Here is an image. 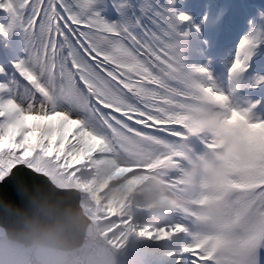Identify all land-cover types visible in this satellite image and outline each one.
<instances>
[{
	"label": "snow or ice",
	"instance_id": "obj_1",
	"mask_svg": "<svg viewBox=\"0 0 264 264\" xmlns=\"http://www.w3.org/2000/svg\"><path fill=\"white\" fill-rule=\"evenodd\" d=\"M179 7L177 0H0L10 18L0 35L18 29L26 42L25 58L0 66V186L11 181L18 195L81 146L111 151L129 135L177 136L205 105L264 150L256 105L233 106L232 89L218 86L204 67L185 66L191 29L180 28L190 17ZM223 19L220 13L213 23ZM249 26L232 79L264 44V13Z\"/></svg>",
	"mask_w": 264,
	"mask_h": 264
},
{
	"label": "bare ground",
	"instance_id": "obj_2",
	"mask_svg": "<svg viewBox=\"0 0 264 264\" xmlns=\"http://www.w3.org/2000/svg\"><path fill=\"white\" fill-rule=\"evenodd\" d=\"M242 1L243 0H177L181 5L178 11L184 12L190 17V21L187 24H183L180 28L181 32L191 29L190 34L186 37L184 64L189 69L206 68L209 75L218 86L224 89H232V102L234 105L238 107L256 105L253 115L260 116L264 106L261 107L258 104L259 99L249 98L246 89L264 86V83H261L264 82V67L253 69L250 72H247L246 69L244 72L247 73V75L241 73L235 79L230 78L229 74L239 41L242 37L249 34L250 31L249 28L248 31L243 34L246 30V25L244 27L241 26L242 15L239 12L240 2ZM220 13H224L223 22L220 24L213 23V19ZM252 18H254V16ZM197 28L199 29L198 31ZM219 32H223L224 36L218 37ZM198 38L199 40H197ZM3 45H6V43L0 42V46L4 47ZM259 52H264V44L260 45V47L255 50L248 62L247 68L255 57V54ZM3 59L4 58H2V60ZM261 95L264 96V90ZM188 128L189 123L187 122L182 132L179 134L180 137L186 136ZM159 141L167 143L166 141L168 140L161 138ZM210 141L212 140L210 139ZM186 143L189 144L188 142ZM186 143L183 142L184 147L187 145ZM212 143L214 144L213 141ZM91 148L92 147H83L81 150L87 151ZM120 148L127 150L125 144H122ZM182 153V160L200 165L199 170H192L190 173V182L194 183L203 172L201 163H197L199 157L196 156L191 149L186 150L183 148ZM131 156L128 157L130 160H132ZM116 160L122 161L123 159L119 157ZM124 162L126 161L124 160ZM127 165L131 164L127 163ZM55 168L56 170L66 169V167L60 165ZM95 168L96 166L94 169ZM52 172L54 173V171ZM256 177H258L259 180H256ZM225 179L228 183H223V185H221V183L220 186H225L230 193L228 198H220L222 205L219 206L216 218L221 222L225 231L231 232L233 238L234 235L241 237L244 233H247L244 228L242 229L244 233L240 232V229L236 226V220L240 222V220L244 218L245 224H243V227L249 226L246 230L251 232V237L248 240L250 250L242 254L234 251L227 252L224 248L219 249L211 256L212 264H245V262H247V264H256L257 257L259 255H264V168L256 166L252 169L241 171L239 168L233 167L228 172ZM203 181L205 186H210L211 188H214L218 182L210 175L204 178ZM83 189L85 190L84 186ZM148 191L151 193L152 191H157V188L149 187ZM189 191L191 190L186 185L180 187V193ZM198 192L204 195L203 198L213 193V191H210L205 194L202 188H200ZM235 202L240 205H234ZM242 214H244L245 217H242ZM180 224L185 227L186 221H180ZM117 236L114 240L119 242ZM219 236L220 234L214 232L212 228L205 227L203 232L197 234V245L195 247L202 253H210L215 246L213 242H210V239L215 241ZM185 242H188V240ZM230 243L231 246L234 247L233 240H231ZM232 250L235 249L232 248ZM182 260L184 261L185 258H182Z\"/></svg>",
	"mask_w": 264,
	"mask_h": 264
},
{
	"label": "clouds",
	"instance_id": "obj_3",
	"mask_svg": "<svg viewBox=\"0 0 264 264\" xmlns=\"http://www.w3.org/2000/svg\"><path fill=\"white\" fill-rule=\"evenodd\" d=\"M218 113L211 105L192 113L188 132L214 142L215 147L201 154L200 163L205 173L221 181L233 167L245 171L264 163V150ZM21 195L24 208L0 197L5 213L0 216V264H110L106 245L95 231L81 242L74 233L73 218L39 190L25 188ZM213 212L209 207L205 215Z\"/></svg>",
	"mask_w": 264,
	"mask_h": 264
},
{
	"label": "water",
	"instance_id": "obj_4",
	"mask_svg": "<svg viewBox=\"0 0 264 264\" xmlns=\"http://www.w3.org/2000/svg\"><path fill=\"white\" fill-rule=\"evenodd\" d=\"M130 172H125L116 180L115 186L120 188L121 192H124L123 182L128 177ZM34 175V174H33ZM113 185V186H114ZM112 186V189H113ZM3 188V193L0 197L8 196L10 199H5L11 204L24 208L26 206L25 199L22 197L21 192L27 188L29 190H39L44 196H46L51 202L55 203L61 211L67 212L74 221V233L79 241L85 240L94 231L104 240V237L98 233L99 229L93 227L91 216L88 214V205L85 200V193L75 185H59L49 174L47 178L35 177V184L30 187H22L19 194H15L12 189V182L0 186ZM112 192H110V195ZM5 215L2 209H0V216Z\"/></svg>",
	"mask_w": 264,
	"mask_h": 264
},
{
	"label": "rangeland",
	"instance_id": "obj_5",
	"mask_svg": "<svg viewBox=\"0 0 264 264\" xmlns=\"http://www.w3.org/2000/svg\"><path fill=\"white\" fill-rule=\"evenodd\" d=\"M130 209H132V208H130ZM130 209L127 212H130L131 211ZM136 259L138 260V262L140 264H152V262H153L147 254L146 255H142V254L139 253V254L136 255ZM161 261H162V257L161 256L159 257V259H154L155 264H159Z\"/></svg>",
	"mask_w": 264,
	"mask_h": 264
}]
</instances>
